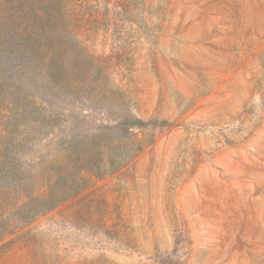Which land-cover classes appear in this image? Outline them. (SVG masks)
<instances>
[{"label":"rangeland","instance_id":"obj_1","mask_svg":"<svg viewBox=\"0 0 264 264\" xmlns=\"http://www.w3.org/2000/svg\"><path fill=\"white\" fill-rule=\"evenodd\" d=\"M0 12L3 100L45 115L31 160L61 153L58 205L0 242V264H264V0Z\"/></svg>","mask_w":264,"mask_h":264},{"label":"trees","instance_id":"obj_2","mask_svg":"<svg viewBox=\"0 0 264 264\" xmlns=\"http://www.w3.org/2000/svg\"><path fill=\"white\" fill-rule=\"evenodd\" d=\"M3 26L8 28L7 34L12 31V19L0 12V28ZM6 40L0 32V70L13 54L10 46H2ZM11 78L12 72L6 77L10 82L7 87L0 81V242L15 233L18 225H27L58 205L56 201H47L44 193L51 182L49 172L54 170L53 164L60 159L61 153H56L54 162L50 163L31 160L35 146L34 126L45 115L31 116L28 107L32 102L28 100L21 105L12 103L11 96L3 100V95L11 92L14 85Z\"/></svg>","mask_w":264,"mask_h":264}]
</instances>
